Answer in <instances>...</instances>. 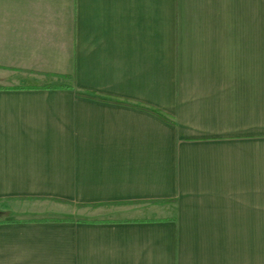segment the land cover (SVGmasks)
<instances>
[{
	"label": "crops",
	"instance_id": "0c3cea01",
	"mask_svg": "<svg viewBox=\"0 0 264 264\" xmlns=\"http://www.w3.org/2000/svg\"><path fill=\"white\" fill-rule=\"evenodd\" d=\"M6 201L0 264H264V0H0Z\"/></svg>",
	"mask_w": 264,
	"mask_h": 264
},
{
	"label": "rangeland",
	"instance_id": "374dc122",
	"mask_svg": "<svg viewBox=\"0 0 264 264\" xmlns=\"http://www.w3.org/2000/svg\"><path fill=\"white\" fill-rule=\"evenodd\" d=\"M56 204L58 205V207H60L61 209H64V210H70V209L72 210V209H74L73 207L77 208V210H78V207L79 208L84 207V206H79L78 204L75 206L71 205L70 202H68V201H66V202L65 201H59ZM11 205H12L11 201H6V203L0 202V219L6 218V217L13 218L15 216V214L12 212V209H10Z\"/></svg>",
	"mask_w": 264,
	"mask_h": 264
},
{
	"label": "trees",
	"instance_id": "16d2710c",
	"mask_svg": "<svg viewBox=\"0 0 264 264\" xmlns=\"http://www.w3.org/2000/svg\"><path fill=\"white\" fill-rule=\"evenodd\" d=\"M43 87H72V86H69V85H64V84H60V85H51V84H47V85H44ZM77 93L79 94H89V92H84V91H77ZM151 111L159 114L161 117L163 118H166V119H169L168 116L163 112V111H160V110H156V109H152V108H149ZM59 201H65L66 200H59ZM79 206H85L86 204H78ZM13 220V219H11ZM43 220H54V221H63V220H67V219H56V218H51V219H43ZM6 219H0V223L2 222H5ZM9 221V220H7Z\"/></svg>",
	"mask_w": 264,
	"mask_h": 264
}]
</instances>
